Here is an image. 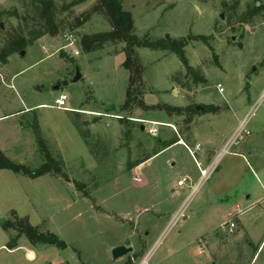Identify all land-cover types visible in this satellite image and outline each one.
<instances>
[{"label":"rangeland","instance_id":"obj_1","mask_svg":"<svg viewBox=\"0 0 264 264\" xmlns=\"http://www.w3.org/2000/svg\"><path fill=\"white\" fill-rule=\"evenodd\" d=\"M255 1L261 5L257 16L240 22ZM55 2L59 30L37 39L23 55L11 54L0 68V151L32 172L48 162L45 152L53 160V171L36 177L0 169V264H140L143 258L147 264H264V0H122L134 33L154 46L136 48L142 73L135 86L149 108L130 110L121 108L129 79L121 43L94 53H83L77 44L78 55L63 48L64 33L79 41L110 29L106 17L93 11L97 0ZM28 3L0 0V11L31 16ZM73 13L89 16L71 29ZM1 23L11 30L23 20L2 16ZM166 35L170 42H186L184 55L206 83L184 77L179 57L164 46ZM75 66L82 77L55 90ZM186 82L189 88L180 84ZM61 92L73 111L37 105L53 104ZM164 104L202 108L183 115L150 108ZM251 107L256 110L246 126L250 134L220 157ZM145 120L163 125L151 135L153 125ZM176 135L186 145L159 151L160 139ZM193 149L217 155L216 169L196 189L199 157ZM147 156L140 177L133 176L132 165ZM180 208L185 217L173 222ZM12 211L65 246H33L21 237L9 249L16 232H5L2 224L13 219ZM229 219L235 222L231 231ZM123 242L133 251L114 259L111 249Z\"/></svg>","mask_w":264,"mask_h":264},{"label":"trees","instance_id":"obj_2","mask_svg":"<svg viewBox=\"0 0 264 264\" xmlns=\"http://www.w3.org/2000/svg\"><path fill=\"white\" fill-rule=\"evenodd\" d=\"M29 7H31L32 15L21 16L18 15L17 10L14 9L12 12L0 11V22L2 16H16L20 17L23 20V23H19L16 27L10 29H1L0 35L5 36V40H2L0 37V68H3L8 61V57L13 53H20L26 47L32 45L37 39L42 37L45 34H53L59 30L60 23L56 20V15L58 11V6L55 0H29ZM27 5V4H25ZM227 7V4H223ZM65 6L64 8H66ZM63 8V9H64ZM235 6L232 5L230 9H234ZM261 5H256V1L253 4H248L246 10L240 17V22H245L256 17ZM62 9V10H63ZM94 12L102 13L109 25L110 29L107 31H97L92 33H86L80 36L78 45L81 48L83 53H94L97 51L103 50L109 44L121 43L123 45L122 52L124 53L125 59L122 63L123 67L129 72L128 85L125 91V100L122 104V110H130L133 107H144L148 109L140 96V89L135 86L141 82V73L142 66L140 65L137 56L136 48L138 47H148L154 49V46L146 40L140 39L134 33V21L132 15L129 11H126L122 7V0H97V4L93 8ZM72 24L69 26L71 29L82 25L88 18L89 15L81 18L79 15L73 13ZM62 23V22H61ZM168 42L165 47L169 48L173 53H175L185 70L186 79H192L194 83H206V78L200 69L191 66L188 63L187 58L184 55V51L181 46L186 44L185 41L181 43L177 42ZM73 62V59H72ZM183 87L189 88V84L180 83ZM157 107V108H156ZM150 108H156L158 110H163L168 114L183 115L184 112H196L197 109L194 105H189L186 107L180 106H171L168 104L160 106H152ZM203 110V109H202ZM76 127L82 132L78 123ZM37 140L40 142L39 133L36 129ZM87 133V132H86ZM85 133V134H86ZM88 135V134H87ZM179 140V137H175L171 140L160 139L161 149L168 147L172 143H175ZM93 155L95 154L94 150L91 149ZM45 158L49 162H45L35 171H31L27 167L16 164L9 160L3 153L0 151V169L6 168L14 172H22L28 174L32 177L40 176L46 173L51 172L50 164H53V160L49 153L45 152ZM146 157L144 160H146ZM142 161L136 162L134 165H137ZM131 166V167H132ZM55 170L59 172V167L56 164ZM53 171V170H52ZM55 171V172H56ZM13 219L7 220L2 224V229L5 232L9 230H14L16 232L15 236H11L7 241L6 246L9 249L17 247L18 239L23 237L31 245L35 246L36 244H51L57 243V236L51 232H43L39 229L38 226L32 225L27 217L18 216L15 211H12Z\"/></svg>","mask_w":264,"mask_h":264},{"label":"built area","instance_id":"obj_3","mask_svg":"<svg viewBox=\"0 0 264 264\" xmlns=\"http://www.w3.org/2000/svg\"><path fill=\"white\" fill-rule=\"evenodd\" d=\"M63 38L65 41L63 48H65L67 46L71 47V49L73 51L72 54L78 55L80 52H79V49L77 47L78 41H77L76 37L72 33H64ZM217 88H218L219 92L223 91V87L220 84L217 85ZM67 99H68L67 94H65L64 92H61L57 97H55L53 104H48L46 106L52 107V108L69 110L70 108L66 107ZM255 110H256V107H251L249 109L248 113L246 114V116H244L243 119L239 122V124L237 125L235 130L232 132V134L229 136V138L225 142L224 146L222 147V149L219 153L220 157L223 154L230 152V148L235 143H237L239 140L243 139V137L250 134V131L246 129V126H247V123H248L250 117H252L254 115ZM105 116H112L115 118H119V116H117V115L105 114ZM145 122H149L153 125L152 127H150L148 129V132L151 135H156L158 132L157 126L163 125V123L158 122V121H153V120H145ZM168 125L173 127L172 124H168ZM216 160H217V158H215L209 165H207L204 168L200 167V163L197 162L200 178H199L198 183L193 187L194 189H196L200 184H202L206 179H208L209 176L212 174V172L216 169ZM187 180L189 181L190 179L188 177L180 179V180H178L177 184L178 185H184ZM262 209L264 210V204L262 205ZM241 212L242 211L240 209H238V212H236L234 214V216H237ZM182 217H185V216L183 214V208H180L174 214L172 220H173V222H175L177 219L182 218ZM227 223H228L227 229L229 231H231L232 228L235 226V222L229 219V221H227ZM140 264H147V259L143 258L142 261L140 262Z\"/></svg>","mask_w":264,"mask_h":264},{"label":"water","instance_id":"obj_4","mask_svg":"<svg viewBox=\"0 0 264 264\" xmlns=\"http://www.w3.org/2000/svg\"><path fill=\"white\" fill-rule=\"evenodd\" d=\"M258 4V3H257ZM219 17L222 19L223 18V12L220 13ZM0 28L1 29H4L3 28V24L0 22ZM242 31V28L240 29ZM237 37H238V33H235V34H231L230 38L232 41H237ZM166 39H170V37L168 35H166L165 37ZM24 54V50H22L20 52V55H23ZM82 77L80 71H79V68L77 66H75V70H74V75L69 78V79H63V80H60L56 83V85L54 86V89L55 90H61L65 85H67L69 82H76L78 81L80 78ZM202 107L197 105L196 106V109H201ZM141 129H144L143 126H141ZM4 220V218H0V223H2ZM58 243H60L62 246H65V243L57 240ZM133 251V247L131 245L130 242H123V243H120L116 246H114L112 249H111V255L114 259H117V258H120V257H123L129 253H131Z\"/></svg>","mask_w":264,"mask_h":264},{"label":"crops","instance_id":"obj_5","mask_svg":"<svg viewBox=\"0 0 264 264\" xmlns=\"http://www.w3.org/2000/svg\"><path fill=\"white\" fill-rule=\"evenodd\" d=\"M37 105H41V106H46L48 104H37ZM66 110V109H65ZM74 110V107H70L69 111H73ZM176 137H179V140L175 143H179V144H182V145H186V143L184 142V140L181 138V136L179 135H176ZM163 149H160L159 151H161ZM193 150H196L197 153H198V160L200 161V163H203V164H206L209 165L214 159L215 157L217 156L216 155V152L215 150H211V149H193ZM240 155V154H239ZM148 158L146 160H148L151 156H147ZM144 160L143 162L135 165L133 171H132V174L134 176V174L137 172V176L136 177H140L139 175V167L146 161ZM197 161V162H199ZM137 178V179H138ZM139 180V179H138ZM180 180V179H179ZM178 182V181H177ZM237 202V201H236ZM238 203H235V206H237ZM143 210H148L147 207H144ZM228 221V220H227Z\"/></svg>","mask_w":264,"mask_h":264}]
</instances>
